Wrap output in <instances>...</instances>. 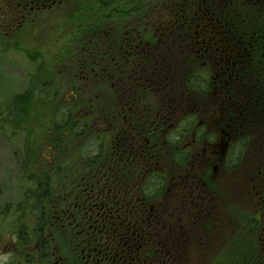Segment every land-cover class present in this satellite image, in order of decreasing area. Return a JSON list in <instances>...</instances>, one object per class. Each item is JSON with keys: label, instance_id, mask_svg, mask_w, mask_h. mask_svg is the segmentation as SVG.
I'll return each mask as SVG.
<instances>
[{"label": "flooded vegetation", "instance_id": "af4514ba", "mask_svg": "<svg viewBox=\"0 0 264 264\" xmlns=\"http://www.w3.org/2000/svg\"><path fill=\"white\" fill-rule=\"evenodd\" d=\"M22 41L35 45L29 64L64 68L54 92L43 69L34 87L43 105L57 98L50 161L36 212L20 217L15 205L4 230L11 212L0 204V264H179L193 230L210 245L221 193L235 189L248 160L264 166V0H0L4 53ZM119 83L129 93L118 95ZM3 116L15 121L16 105ZM223 173L232 175L225 186ZM256 174L263 182L264 169ZM156 179L162 193L145 194ZM197 202L203 219L184 220V237L171 239L177 209L196 214Z\"/></svg>", "mask_w": 264, "mask_h": 264}, {"label": "rangeland", "instance_id": "374dc122", "mask_svg": "<svg viewBox=\"0 0 264 264\" xmlns=\"http://www.w3.org/2000/svg\"><path fill=\"white\" fill-rule=\"evenodd\" d=\"M160 12L163 17L164 30H168V25L164 21L166 13L165 11ZM146 22L147 24L151 23L148 19ZM153 33L156 34V31L153 30ZM151 43L153 44L155 41H151ZM50 44V54L53 55L56 48L52 39ZM32 45L35 46L22 41L16 51L4 53V45L0 44V109H10L16 105L19 115L16 122L10 119L0 122V126H2L0 128V189L2 194L0 204L3 206V214L11 212L9 217L2 220L4 230L8 229L13 221L15 205L18 207L20 217L27 214L28 211L36 212L34 203L36 204V199H39L36 182L44 178L42 176L44 172L43 163L50 161L48 155L51 150L46 148V136L57 98L50 100V106L43 105L40 101L43 102L44 99L45 102H48V100L43 95H36L34 83L38 84L43 81V78H39L40 69H43L49 75L45 80L51 81V89L54 92L61 82L64 67L54 62L45 68L43 64L42 66L39 63L29 64L28 60L30 61L36 55L32 52ZM117 87L121 90V93L117 92L118 95L123 96V91L129 93L126 83L113 85L114 89ZM102 105L106 109L110 108V97H105ZM96 140H93V145H96ZM184 142L186 141L184 140ZM105 156L106 149L102 157ZM179 161L183 169L188 168L189 160ZM247 162L249 163H247L246 170L233 178L236 185L235 189L230 187V192L221 193L220 199L214 195L208 197L214 201L217 199L216 203L219 205H214L216 208H213V211L211 209V217L207 222L209 227L205 229L210 245L203 247L199 244L194 235L196 230H193V236L186 244V255L183 257L185 259L180 260L179 264H264V244H260L258 240L259 236L263 235L264 181L262 182L259 175L256 174L259 170L264 169V166L262 160H248ZM175 169L169 167L166 170L168 176L176 173ZM220 176L222 177L220 184L224 186L232 180L231 173H223ZM159 180L156 179L154 183L150 182L148 186L152 185L151 190L148 191L146 188L144 193L145 191L151 193L154 189L162 193L160 189L164 185ZM212 180H209L211 184L219 183L218 177L216 178L218 182L213 180L214 183ZM164 184L167 186L166 181ZM32 195L34 206L29 202L32 200ZM197 204L196 214L191 213L189 215V213L177 209L180 214L177 215L179 219L177 222L178 231H175L171 237L169 236L171 239L176 237V233H178L179 240L184 237V220L190 222L193 218L196 220L198 218L203 219L200 217L203 214L199 212L201 205L199 202ZM220 209L225 213L220 212ZM255 214H259V221L250 226V219ZM168 230L165 228L164 232L168 234ZM186 231L190 232V229H186ZM229 236L234 238L236 249L229 245L232 243L231 240H228ZM208 246L209 248H207ZM163 247H166V244ZM229 248H233L231 254L228 252ZM206 252H208L207 256L205 255ZM238 253L243 254V257L236 260ZM162 258L165 260L167 257L162 256Z\"/></svg>", "mask_w": 264, "mask_h": 264}, {"label": "trees", "instance_id": "16d2710c", "mask_svg": "<svg viewBox=\"0 0 264 264\" xmlns=\"http://www.w3.org/2000/svg\"><path fill=\"white\" fill-rule=\"evenodd\" d=\"M19 117V115L16 117V116H14V119H15V121L14 122H16L17 121V118ZM12 118H13V116H6V117H2V119H10L11 121H12ZM0 128H2V126H0Z\"/></svg>", "mask_w": 264, "mask_h": 264}, {"label": "bare ground", "instance_id": "6f19581e", "mask_svg": "<svg viewBox=\"0 0 264 264\" xmlns=\"http://www.w3.org/2000/svg\"><path fill=\"white\" fill-rule=\"evenodd\" d=\"M31 55H32V54H31ZM31 55H30V56H31ZM31 60H32V59H31ZM36 86H37V83H34V87H36ZM31 102H32V101L30 100V103H31Z\"/></svg>", "mask_w": 264, "mask_h": 264}]
</instances>
